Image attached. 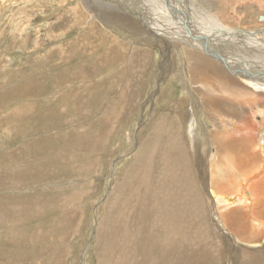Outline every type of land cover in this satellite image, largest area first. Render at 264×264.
I'll use <instances>...</instances> for the list:
<instances>
[{
  "label": "rangeland",
  "instance_id": "1",
  "mask_svg": "<svg viewBox=\"0 0 264 264\" xmlns=\"http://www.w3.org/2000/svg\"><path fill=\"white\" fill-rule=\"evenodd\" d=\"M83 1L94 3V7L87 10ZM209 1L189 2L196 9H207L229 28L252 26L237 24L241 19L233 10L223 11L224 6L236 9L237 0H215L212 5ZM140 2L144 0H0V264H103L109 239L98 237V234L103 233L102 225L105 230H112L108 207L115 197L133 203L135 191L144 186L147 187L148 218H143L139 211L134 221L129 213L126 228L122 225L117 228L118 242L123 244L125 241L127 245L125 254L130 257L136 251L135 255L138 254L140 259L135 262L133 258L131 262L128 258L124 264L144 261L140 246L133 250L136 241L130 244L124 239L125 231L130 232L132 241L134 234L139 232L142 238L161 242V256L165 259L155 264H177L179 257H185L190 264H264V242L250 243L264 234V206L256 204L257 213L249 212V208L243 211L239 200L243 196L246 198V187L241 188L245 192L242 195V190H237L239 181L235 174L227 170L222 184L230 189L225 193L228 203L217 208L213 197L218 186L210 187L212 199L207 193L209 190L205 191L210 172L203 160L208 156L202 153V157L201 152L191 151L193 149L187 144L185 126L188 107L193 106L203 123L197 130L196 139L207 141L201 150H207L209 155L215 153L208 135L214 133L212 124L216 119L207 112L208 106L191 82L192 79L197 83L204 82L214 89L219 76L221 79L226 76L225 70L219 59L192 50L180 40L167 39L156 28L160 21L148 31L138 20L142 10L147 9ZM251 2L245 0L247 5ZM256 4H263L261 9L264 10V0H258ZM101 10L112 13L111 16L116 14L118 19L124 17L138 22L135 26L139 31H134L133 23L104 25L98 15ZM230 17L236 22L230 23L233 20ZM259 23L264 25V21ZM259 23L255 21L254 25ZM210 44L222 56L237 54L252 60L257 54L253 49L215 39ZM189 51L206 57L209 65L219 71V76H199L200 73L187 63ZM218 53L216 55L220 57ZM261 57L264 59V54ZM167 75L177 78L172 77L170 84L165 79ZM183 81L189 82L192 95L185 96L187 90ZM231 81L244 86L237 79ZM214 93L209 97L218 96ZM261 96L264 98V93ZM182 99L185 104L181 103ZM260 103L264 108V100ZM251 113L247 117L253 126H257L255 129L264 132V122L259 124L264 121V116ZM157 117H167L163 122L168 132L173 129V135L181 138L182 147L188 153V169L191 168L196 193L193 203L197 200L199 204V210L194 208L196 213L199 211L195 219L198 235L205 244L201 251L193 252L194 247L188 251V243L180 241L175 226L164 225L162 216H166L158 214L163 205L169 207L174 196L181 191L182 195L186 193L185 184L170 187L163 184L165 171H157L159 164L155 163L149 171L153 181L147 185L140 175L142 169L135 162V153L150 135L149 124ZM155 155L161 159L160 153ZM259 155L260 163L259 160L250 162L254 164L256 176L257 168L264 167V159ZM126 169L132 176L125 181L121 193L130 182L120 195L115 189L122 183ZM175 170L184 176L188 174L186 168ZM253 180L254 183L260 181L259 178ZM260 192L258 195L264 202V192ZM179 202L182 204V197ZM193 203L189 200L185 207L192 211ZM153 204L156 205L155 213ZM216 214L222 222L212 221ZM253 216L258 225L252 221ZM147 225L152 226V230ZM197 225L188 226L191 235L195 234ZM164 233L175 235L169 234V242L156 238ZM240 234L246 237H238ZM209 235L214 238L213 247L207 241ZM169 246L176 251L165 256ZM244 249L254 253L250 261L238 254Z\"/></svg>",
  "mask_w": 264,
  "mask_h": 264
},
{
  "label": "bare ground",
  "instance_id": "2",
  "mask_svg": "<svg viewBox=\"0 0 264 264\" xmlns=\"http://www.w3.org/2000/svg\"><path fill=\"white\" fill-rule=\"evenodd\" d=\"M189 1L191 2V0H144V2H140V5L147 7V9L142 10V13H141L142 17L140 16V19L138 20L143 24L144 27H146L148 31H150V29L153 28L155 23L160 21L161 24L158 25V27L156 28H159L161 32L165 34L167 39H174L175 41L180 40L188 44L192 48V50H199L202 53H206L208 57L210 56L216 59L217 61L218 59L220 60L218 62L219 63L221 62L220 64L223 66L225 70L224 72L226 73V76H223L224 78L222 77V79H221V76L218 75L219 71L217 72V69L209 65L210 63L205 59L206 57L199 54V52L194 53L193 51H189L190 54L187 56L188 58L187 60H189V62L187 63L190 64L188 65L191 66L192 69H195L196 71H198V73H200L199 76L201 74L203 76L204 75L208 76V74H216L219 76V79L215 81L216 82L215 85L217 87L215 86L214 89L210 84L208 85L204 82L197 83V81L195 82L194 79H192L193 82H191L195 85V89L197 90L196 92L200 93L201 95L200 97H202L201 99H203L205 101V104L208 106L207 112H209V114L212 115L216 119V121L212 124L215 128L214 133H210L208 135V138L210 137V139L212 140V143L215 146L214 148L215 153L213 152L212 154L210 153L209 155L207 150L206 151L201 150V148L204 146V144L207 141L202 142V139L201 140L196 139V137L198 136V134L196 135L197 130L199 126L203 125V123L200 122L199 119L197 118L198 112L196 108H194L193 106L188 107L189 112L187 115H189V117H188V120L186 121V126H185L187 144H188V147H191V149H193L191 151L201 152V154L206 153L208 156L206 160H203V163L207 162V165H208L207 169L210 172L209 178L207 179V182L205 183V191L209 190V192L207 193L210 196L209 198H211L212 191L210 187L212 186L214 187V185L218 186L217 189H215L216 191L215 197H213V201L217 208H219L218 206L220 205L226 206V203H228V201L225 199V195H226L225 193L230 191V189L226 184H222V181L224 179L226 171L229 170L235 174V179L237 180V182L239 181V184H238L239 189L237 190L241 191L244 188V186L246 187V191H245L246 198L243 196V198L239 200V203L243 204V207H242L244 209L243 211H246L245 208H249L248 209L249 212H251L250 210H252L253 212H256L255 211L256 204H262V207L264 206V202H262L263 199L261 200V195H258V192L260 191H262V193L264 192L263 190L264 188V167L257 168L258 173L256 176V173L253 174V172L256 171L254 168V164L253 163L251 164L250 162L255 160L257 163L260 158L259 154H261V158L264 159V132L255 129L257 128V126L256 127L253 126L254 123H252L251 119L247 117V114H250L251 111H254L251 113L252 115H256L258 117L259 114H261L262 116H264V108L261 105L262 103H260V102H263L264 100V98H262L261 96V93H264V59L261 57V55L264 54V29H263L264 25L263 23H259V22L264 21V13H263L264 10L261 9L263 4H259L257 6L256 3L258 2V0H255L253 2H251L250 0L251 4L247 5L245 3V0H242V1L237 0L238 6L236 9L235 7L230 8L229 6L222 7L224 12H227L229 9L234 11L235 15H237L241 19L237 21V24L239 23L241 25H252V26H248L247 28L244 27L242 29H234V28L227 27L225 24H223V21H220L218 17L210 15L207 9L204 11L202 8L196 9L194 7H191L192 4ZM213 1L215 0H210L208 3L211 4ZM241 2H244V4L240 5ZM87 3H84V5L86 9L90 11V9H92L91 7H94L93 6L94 3L92 2L91 3L87 2ZM90 4L92 6H90ZM111 14L107 13L104 10H101V12L98 13V15L101 16V18L99 16L98 17L100 18V21L104 25L110 24L111 26L112 24V25L117 26L118 24H121L123 26H127L133 23L134 31L135 32L139 31L137 30L135 26V24H138V22L136 23L135 21L128 19V18H124V17L122 18L120 17V19H118L115 17L116 14L112 16ZM217 14L220 15L219 12ZM221 14H223V12H221ZM220 17L223 18L222 16ZM260 17H262V20H260ZM132 18L137 20V17H132ZM141 18H143V21L141 20ZM228 19L229 18H227V20ZM255 21L258 22L259 24L254 25ZM229 22L235 23L236 21H234L233 19V20H230ZM250 27H253V29H250ZM256 30L258 31L255 33ZM210 39L211 40L215 39L219 42L224 41V42L232 43V44H235V46L237 45L243 49H253L254 52H256L257 54L255 53L256 54L255 58H253L252 60H248L246 57L244 58V56L237 55V54L231 55V56H226V55L222 56L212 48L213 46H211L212 43L210 44V41H211ZM112 45L113 43L111 44V46ZM116 46L119 49L118 45ZM89 47H90V44H89ZM89 47H86V48L88 49ZM82 48L84 49V47ZM118 49H116L117 54H118V51H117ZM210 50L218 53L221 58L217 56L216 53L215 55H213L210 52ZM232 56H237V57H232ZM141 63L144 65L142 61ZM181 74L184 76V73L181 72ZM167 76L169 77L166 78ZM167 76L165 77V79L169 81L170 84L172 81V77L177 78L175 75H167ZM232 78L239 80L244 86H237L234 82L231 81ZM220 79H221L222 84H220ZM188 85H189V82L185 81L184 87L187 90V93L185 95L186 97L188 96V94H191L192 92L189 89ZM214 92H216L218 96L209 97V95H213ZM195 95L193 96L196 97ZM258 99L260 100V102ZM183 102H184V99H182L181 103L182 104L186 103V102L185 103ZM195 102L196 101H194V103ZM256 102H258V104H256ZM198 104H200V102ZM221 107H224L226 110L222 111ZM228 109H229V112L227 111ZM231 112H235L236 114L231 113ZM199 115L203 116V114L201 113H199ZM165 119H167V117H164V118L157 117V119L153 120L149 124L150 125V129H149L150 135L143 141L144 146L142 148L140 146V151L138 150L139 152L135 153V162L142 169V172H140V175L143 177V181L147 185H149L150 183L149 181H153V178L150 174L151 172L150 169L153 165H155V163L159 164L158 166L159 170L157 171H162V170L165 171L163 175V180H162L163 184L169 187L172 186L173 184H178V185L185 184L186 193L182 195V191H181L179 194L174 196L170 200L169 207L166 205H163L161 209L158 211V214L166 216V218L162 216V222L164 225L175 226L174 231L175 233H177L180 241H185L188 243V251H189V248H193V247H194L193 252L201 251L202 248L205 246V244L202 243L198 235V225H197L198 221L195 219L197 218L196 216H198L199 211L196 213L194 208L199 210V204L197 200H195V203H193L194 199L196 198V193L194 191V184H193L194 182L192 183V173L190 171L191 168L188 169L189 167L188 153H186V150L182 147L181 138L175 137L173 135V129L170 130V133L168 132L167 125L166 123L163 122V120ZM263 122L264 121L261 120L259 121V124L262 125ZM153 137H156V138L153 139ZM150 138H152V140L149 142ZM157 152L160 153L161 159L156 158L155 153ZM202 157H203V154H202ZM197 162H198V159H197ZM259 163H260V160H259ZM243 166H246V167H243ZM176 168L177 169L186 168L188 170V174H186L185 176L181 175L180 173H178L177 170H175ZM131 176H132L131 171L129 169H126L123 174L122 183L117 185L115 189L118 194L121 195L124 193V190L130 181L126 184L123 192L121 193L123 185H125V181L127 179H130ZM258 176H261V177H258ZM255 178L256 179L259 178L260 181L254 183L253 179ZM250 182L252 184H249ZM202 187H204V185ZM259 187H262V189H258ZM146 188L147 187L144 186L142 190L140 188L139 191H135L136 199H134L133 203L129 202V200H127L126 198L115 197L111 205L108 207V210L111 214L110 215L111 220L109 221V227L114 232L110 229L105 230V226L102 225L101 230L103 233L98 234V237L99 235H101L103 239H109L108 245L103 254V264H124V262L128 258H131V262L133 258H134L133 261L135 262L140 260L139 255L138 254L135 255L136 251H133V254L130 257H128L125 254V250L127 249L126 242L124 241L123 244H120L116 237H117L118 226L122 225L124 228H126L127 223H128L129 213L132 214V218L134 221H136L139 215V211H140V215L143 218H148L149 215H148V205L146 201ZM245 192H243L242 190L240 193H242V195H245L244 194ZM181 197H182V204L179 202V199ZM189 200L193 203L192 211L188 210L185 207L188 204ZM259 201L261 203H257ZM138 204L140 205V208L138 207ZM152 210H153V213H155V210H156L155 204L152 205ZM212 214H215V213H212ZM172 217L176 218L177 220L171 219ZM253 217L251 218L252 221L258 225L257 220L255 221L256 218L255 217L253 218ZM227 218L229 217L227 216ZM214 219L220 220V222H222L220 218L218 219L217 214H216V217L215 215L213 216V220H212L213 222H214ZM191 225L193 226L197 225V229L195 230L196 232L194 235H191L190 233L191 229L188 228V226H191ZM155 226L158 228V225H155ZM147 227L150 230H152V226L147 225ZM169 234L175 235L171 233H168V234L164 233L161 235L159 234V236H157L156 238H161L163 242H169L171 239V236ZM123 237L124 239H127L128 243L130 244L136 241L135 243H133V250L140 246L139 251L144 256V259H143L144 261L143 263H140V264H155V262H164L165 257L161 256L163 253L161 251L160 241L153 240L149 237L142 238L139 232H136L134 234L133 241L131 240L132 236L129 231H125ZM238 237L243 238L246 236H243L240 234ZM263 238H264V234H262L259 237V240L257 241L254 240L255 242H252L253 241L252 240L250 243L251 244L252 243H263L264 242ZM213 239L214 238H212L210 235L207 238L208 243L212 247L214 244ZM110 240L118 247V249L114 247V245L110 242ZM251 248H254V246H251ZM175 251L176 249L174 247L169 246L165 250L164 255L170 256ZM239 252L240 253L238 254L246 258L248 261L251 260L252 256L254 257L253 255L254 253L250 250L244 249V250H240ZM146 260H148V262ZM139 262H142V261H139ZM260 263L258 262L257 264H260ZM177 264H190V261H188V259H186L185 257H179V261L177 262Z\"/></svg>",
  "mask_w": 264,
  "mask_h": 264
},
{
  "label": "water",
  "instance_id": "3",
  "mask_svg": "<svg viewBox=\"0 0 264 264\" xmlns=\"http://www.w3.org/2000/svg\"><path fill=\"white\" fill-rule=\"evenodd\" d=\"M260 20H262V17H260ZM263 240H264V238H263Z\"/></svg>",
  "mask_w": 264,
  "mask_h": 264
}]
</instances>
